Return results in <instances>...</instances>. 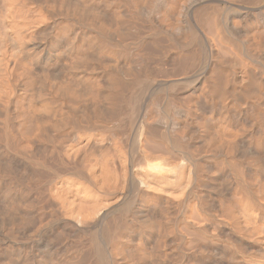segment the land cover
<instances>
[{"label": "bare ground", "instance_id": "6f19581e", "mask_svg": "<svg viewBox=\"0 0 264 264\" xmlns=\"http://www.w3.org/2000/svg\"><path fill=\"white\" fill-rule=\"evenodd\" d=\"M0 264H264V0H0Z\"/></svg>", "mask_w": 264, "mask_h": 264}, {"label": "rangeland", "instance_id": "374dc122", "mask_svg": "<svg viewBox=\"0 0 264 264\" xmlns=\"http://www.w3.org/2000/svg\"><path fill=\"white\" fill-rule=\"evenodd\" d=\"M245 6H248V7H252V5L250 6V5H245ZM244 10V11H243ZM241 11H243V12H248L246 9H241ZM251 14H252V12L251 11H249ZM251 14L249 15V16H251Z\"/></svg>", "mask_w": 264, "mask_h": 264}]
</instances>
